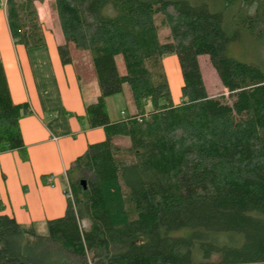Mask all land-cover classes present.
I'll return each mask as SVG.
<instances>
[{"label": "trees", "instance_id": "16d2710c", "mask_svg": "<svg viewBox=\"0 0 264 264\" xmlns=\"http://www.w3.org/2000/svg\"><path fill=\"white\" fill-rule=\"evenodd\" d=\"M42 1H5L13 44H44ZM204 1L54 0L62 64L72 62L68 44L90 55L99 96L85 118L105 139L66 170L73 202L47 220L45 235L0 214V264H264V64L227 55L240 36L264 42V0H215L219 11ZM168 55L180 67L178 103ZM202 55L230 102L207 94ZM124 84L135 113L111 120L106 98ZM27 111L13 103L0 60V153L26 160L19 119Z\"/></svg>", "mask_w": 264, "mask_h": 264}, {"label": "crops", "instance_id": "0c3cea01", "mask_svg": "<svg viewBox=\"0 0 264 264\" xmlns=\"http://www.w3.org/2000/svg\"><path fill=\"white\" fill-rule=\"evenodd\" d=\"M36 7L44 44L31 49L11 45L5 10L0 8V38L6 44L0 60L11 99L28 106L19 119L26 160L16 150L0 153V214L35 232L36 226L64 214L65 173L72 162L89 144L105 139L103 128L89 127L85 118L86 105L99 96L96 78L85 81L73 61L62 64L58 46L65 40L56 24L55 4L43 0ZM120 113L109 117L119 119Z\"/></svg>", "mask_w": 264, "mask_h": 264}, {"label": "rangeland", "instance_id": "374dc122", "mask_svg": "<svg viewBox=\"0 0 264 264\" xmlns=\"http://www.w3.org/2000/svg\"><path fill=\"white\" fill-rule=\"evenodd\" d=\"M2 1L3 0H0V8L3 9V6L1 5ZM49 1H51L54 7V0H49ZM214 1L215 0H208V1L205 0L204 2L207 4L208 8L211 11L222 10V5ZM39 9L41 10L42 7H40ZM224 14H225V19H227L224 20V22L227 26L226 29L228 30V28L231 27L230 22L232 19V13L225 12ZM56 24H58V20H56ZM53 37H55V35ZM0 42H2L0 43V52H1L0 54H3L2 47L3 46L6 47V44L3 38H0ZM12 44L13 42H11V45ZM67 49L70 53L71 59L73 61L74 66L77 69V73L79 74V76L85 81L93 82L95 76L91 65L89 53L85 51L76 50L71 44L67 45ZM227 55L242 62L264 64V42L260 43V45L259 44L255 45L253 42L249 41L247 37L240 36L236 41L232 42L229 45L227 50ZM116 64L119 73L123 74L125 71L121 56L116 57ZM198 64L207 94L210 97H221L225 102H230L231 99L228 96V92L222 86V83L215 69L212 67L208 56L206 55L200 56L198 58ZM163 66L169 83L171 99L174 101V103H178L179 102L178 98H180V87L182 85V78H181L180 67L177 56L168 55L165 58H163ZM123 88H124L123 93L114 95L107 99V103H106L107 111L109 115H111L112 117L114 115L119 116L121 110H123L124 112V114L120 113L121 117L125 115L127 112L131 114L135 113V107L133 104L130 89L126 84H124ZM115 142L118 145H123V146L128 145L127 138H117ZM87 225L88 224L86 221L81 222L82 228L87 227ZM35 229L36 232L41 235H45L47 233L46 225L36 226ZM234 241L237 245L240 244L241 242L239 238H234Z\"/></svg>", "mask_w": 264, "mask_h": 264}, {"label": "built area", "instance_id": "2783aa9c", "mask_svg": "<svg viewBox=\"0 0 264 264\" xmlns=\"http://www.w3.org/2000/svg\"><path fill=\"white\" fill-rule=\"evenodd\" d=\"M5 1L6 0H3L1 3V5L3 6V9H5ZM122 114H124L123 111H122ZM63 192H64L66 199H69L71 202H73V195H72V192L70 190L68 183H67V186L65 187V189L63 190Z\"/></svg>", "mask_w": 264, "mask_h": 264}, {"label": "water", "instance_id": "95a60500", "mask_svg": "<svg viewBox=\"0 0 264 264\" xmlns=\"http://www.w3.org/2000/svg\"><path fill=\"white\" fill-rule=\"evenodd\" d=\"M81 184L84 186L85 182L82 180V181H81Z\"/></svg>", "mask_w": 264, "mask_h": 264}]
</instances>
